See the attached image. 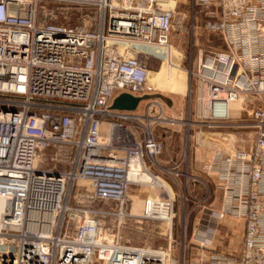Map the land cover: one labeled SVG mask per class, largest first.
I'll return each instance as SVG.
<instances>
[{
    "label": "built area",
    "instance_id": "obj_1",
    "mask_svg": "<svg viewBox=\"0 0 264 264\" xmlns=\"http://www.w3.org/2000/svg\"><path fill=\"white\" fill-rule=\"evenodd\" d=\"M168 2L0 0V264H176L179 215L186 238L202 205L193 238L227 217L243 226L241 249L211 264H264V0H192L225 46L201 50L192 71L176 63L185 54H172L177 16ZM152 59L164 60L159 71ZM170 66L197 76L206 93L190 122L197 135L234 128L229 104L239 98L250 109L240 127L252 130L250 144L214 151L201 170L208 181L162 164L158 131L176 122L166 104L111 109L123 93L151 94L150 74ZM156 182L160 194L144 213L127 212L130 189ZM116 216L118 229H108ZM132 221L168 245L123 242Z\"/></svg>",
    "mask_w": 264,
    "mask_h": 264
},
{
    "label": "rangeland",
    "instance_id": "obj_2",
    "mask_svg": "<svg viewBox=\"0 0 264 264\" xmlns=\"http://www.w3.org/2000/svg\"><path fill=\"white\" fill-rule=\"evenodd\" d=\"M170 1V0H169ZM174 7L176 8V22L175 30L173 31L172 38L175 50L178 55L185 54V59L180 57L176 63L182 64L186 69L191 70L196 67V60L199 58L201 50H211L212 48L224 49V43L217 33H208L204 26V17L198 16L192 7V0H174ZM78 19L72 21L76 23ZM177 55V56H178ZM163 59H152V70H160L163 66ZM185 75V74H184ZM162 77V78H160ZM154 83L156 87L152 85L154 79L150 85L154 87L151 91V95L161 94L166 98L172 100V105L168 106L163 100L159 98L150 99L159 101L166 104L165 114L168 118L175 119V124L170 125L164 123L158 131L159 138L165 144V150L161 156L162 164L165 166H171L176 163L181 164L182 171H186L189 168L190 173L198 176L204 181H208L209 177L201 170L209 164L213 152L221 150L222 152H228L235 147H246L250 144L252 138L251 129L240 128L243 122L249 121L250 109L246 108L245 102H242V111L239 116L233 117L234 128L223 130H203L202 142H198L196 133L199 130L193 129L191 121H198V116L202 114V108L204 105V98L206 99V93L203 88L200 87L199 79L197 76L186 77V83L188 80L189 85L186 86L182 79V74L178 73L174 75V80L171 78L160 76ZM160 84L162 86H157ZM146 101L142 102L138 112L142 113L145 110ZM214 134V135H212ZM188 147V150L187 148ZM188 152V156L185 153ZM185 180L183 177L180 181ZM147 185L142 187H133L130 189L129 199L125 209L127 212L137 215L144 213V206H137L138 210L133 211L134 201L141 203L143 196L146 198L149 188ZM150 187V186H149ZM149 189V190H148ZM194 193H197L195 187H192ZM202 189V187H201ZM193 193V194H194ZM160 194V192L158 193ZM205 196L201 193L199 197ZM135 198V200H134ZM207 204V203H206ZM178 205L181 206V196H178ZM221 206V205H220ZM203 205L198 208L197 211L192 213L188 218V235L183 238L180 234V222L181 214L179 215L180 222L177 220L176 236L177 248L172 253V259H175L176 264H211L212 258L217 255L227 256L233 251H239L242 245V233L243 226L241 222L234 220L233 218H225L221 220L219 226L214 229H218L213 243L207 244L206 248H201L195 238H193L192 231L197 221L199 222L202 217L204 218L202 210ZM178 218V219H179ZM138 219V217H136ZM119 218L113 217L107 221V228L111 230H117L120 225ZM127 229L121 233L122 241L128 244H133L142 247H148L153 250H157L160 247L168 245V238L158 235L154 232V229L150 224L142 226L136 222L128 223Z\"/></svg>",
    "mask_w": 264,
    "mask_h": 264
},
{
    "label": "bare ground",
    "instance_id": "obj_3",
    "mask_svg": "<svg viewBox=\"0 0 264 264\" xmlns=\"http://www.w3.org/2000/svg\"><path fill=\"white\" fill-rule=\"evenodd\" d=\"M174 3H175V1L174 0H170L168 3H166L165 4V8H172L173 6H174ZM150 48L149 47H144V50H146V51H148ZM177 51L175 50V48L172 50V54L173 55H177ZM172 67V68H171ZM178 73H181L182 74V79H183V81H184V85H185V91H186V86H188L189 85V83H188V80H187V83H186V77H188L189 75L187 74V72H185L184 70H182V69H180V68H178L177 66H170V67H167V68H162V70H161V72H159V74L157 73V75H159V77L160 76H165V77H169V78H171L172 79V81H175L174 80V75H176V74H178ZM186 75V77H185V75ZM156 75V73H151L150 74V83H152V81H153V79H154V82L152 83V85L154 86V87H156V85L154 84L156 81H157V79H158V77H156L157 76ZM175 82H177V81H175ZM157 86H160V84H157ZM162 86H160L159 88H161ZM244 100H243V98H239V99H237V100H235V101H233V102H231L230 104H229V113L232 115V116H239L240 114H241V111H242V102H243ZM212 135H214V134H212ZM202 137H203V135L201 134V135H199V137H198V142L199 143H201L202 142ZM232 148H234V149H238V148H242V147H235V146H233ZM144 179H145V181L148 183L149 182V180H150V178L149 177H143ZM159 185H163V184H161L160 182L158 183V182H156V184L155 185H153L154 186V188H151V187H149V185H147L148 187L147 188H151L150 190H149V192H148V195H147V197L145 198L144 196H143V199H142V201H141V203H137V200H135V198H134V207H133V211H137L138 210V208H137V206L139 205V207L140 206H144L145 205V203H146V200L148 199V198H152V197H155V196H157L158 195V190H159ZM129 194L131 195V193H128V196H129ZM0 207H2V206H0ZM114 207H117V205L116 204H114ZM134 215H137L136 213H134ZM170 226H169V224L167 225V230H168V228H169ZM204 233L202 232H200L199 233V236H197L196 237V239H197V241H199L200 243H202V244H209V243H211V241H212V238H213V234H214V231L216 230V229H214L212 226H210L209 225V223H207V224H205V227H204ZM155 252V251H154ZM155 254V253H154Z\"/></svg>",
    "mask_w": 264,
    "mask_h": 264
},
{
    "label": "water",
    "instance_id": "obj_4",
    "mask_svg": "<svg viewBox=\"0 0 264 264\" xmlns=\"http://www.w3.org/2000/svg\"><path fill=\"white\" fill-rule=\"evenodd\" d=\"M155 98H159L163 100L168 106L172 105V100L170 98L164 97L161 94H156V95L147 94L142 97H135L133 95L123 93L114 99L111 109L122 110V111H136L142 101L155 99Z\"/></svg>",
    "mask_w": 264,
    "mask_h": 264
}]
</instances>
